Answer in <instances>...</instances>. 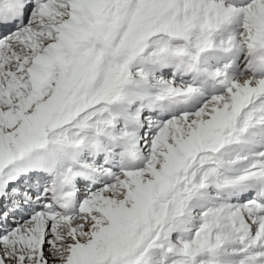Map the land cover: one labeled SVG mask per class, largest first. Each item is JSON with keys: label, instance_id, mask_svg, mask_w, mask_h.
Here are the masks:
<instances>
[{"label": "snow or ice", "instance_id": "6c2138e0", "mask_svg": "<svg viewBox=\"0 0 264 264\" xmlns=\"http://www.w3.org/2000/svg\"><path fill=\"white\" fill-rule=\"evenodd\" d=\"M0 264H264V0H0Z\"/></svg>", "mask_w": 264, "mask_h": 264}]
</instances>
